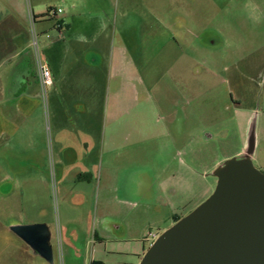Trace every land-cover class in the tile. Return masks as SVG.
Returning a JSON list of instances; mask_svg holds the SVG:
<instances>
[{
	"label": "crops",
	"instance_id": "1",
	"mask_svg": "<svg viewBox=\"0 0 264 264\" xmlns=\"http://www.w3.org/2000/svg\"><path fill=\"white\" fill-rule=\"evenodd\" d=\"M62 2L70 9L58 8L54 11L60 13L47 18L41 1L28 6L26 0H0V159L4 146L15 154L14 149L24 145L29 148V163L35 167L29 170L27 195L20 194L28 197V204L15 199L14 191L7 195L0 191V264H49L10 231L14 226L34 224L50 228V243L55 236L56 249L59 236L62 264H139L152 241L150 235L157 237L211 193L208 171L249 150L252 163L264 171V110L241 109L242 98L231 94L232 105H224L225 112H232L228 124L229 120L218 117L214 121L209 114L212 101L218 99L211 89L204 98L188 95L183 104L184 95L177 92L138 93L126 75L127 49L115 45L116 33L176 31L183 37L181 42L172 38L173 43L159 49L170 59V63L165 61L167 69L179 71L195 62L191 55L196 50V40L191 39H196L194 31H230V18L234 26L248 17L258 20L264 16V0ZM201 3L205 4L203 13L198 10ZM32 25L38 29L37 45L52 77L47 105L62 211L58 227L48 206L41 203L49 183L42 99L31 50ZM207 43L211 68L216 63L215 44ZM236 65L233 61L223 68ZM179 78L173 77V82ZM142 104L148 107L138 109ZM202 104L205 119L199 121ZM155 112L162 115L160 141L150 133ZM229 125L238 133L237 143L222 158L209 161L214 133L226 137ZM134 131L146 135L148 149H153L136 176ZM207 162L208 168L197 169L204 198L189 207L192 200L187 199L182 206L178 200L181 181L189 193L186 180L196 174L188 164ZM150 180L152 188L147 183ZM150 190L156 196L154 202L147 198ZM9 196H13L12 204L5 205ZM142 196L146 198H136ZM153 206L163 209L155 218ZM52 264H59L54 252Z\"/></svg>",
	"mask_w": 264,
	"mask_h": 264
},
{
	"label": "rangeland",
	"instance_id": "2",
	"mask_svg": "<svg viewBox=\"0 0 264 264\" xmlns=\"http://www.w3.org/2000/svg\"><path fill=\"white\" fill-rule=\"evenodd\" d=\"M26 1L28 6H33L34 0H30L31 3H29V0ZM36 1L42 2L43 12L56 10L58 8L62 11L70 9L68 5L63 4L62 0ZM204 9V3L198 5L200 13H203ZM78 11L80 12V4L78 5ZM52 20L54 21V19ZM52 20L48 22L53 23ZM233 23L235 24V21L230 18V31H194L196 39H194V37H191V39L196 40V50L192 52L191 55L195 58V62L191 68H184L179 71L175 69H167V62L165 63V61L170 63V59H168L167 53L164 51L161 52L159 49L161 45L163 46L171 42L173 43L172 38H175L178 43L181 42L183 37H181V35L176 31H117L115 45L117 47H125L127 49L129 62H126V75L127 77L132 78V85L133 88H135V91L140 94L149 93L152 96L154 94H161L164 92H177L178 94L184 95L183 101H181V104H183L186 97L188 99L189 96L193 97V95L197 94L202 95L204 98L203 95L211 89L214 95H218L216 96L218 99L212 101L211 108L213 110L209 114H211L214 121L216 118L222 117L229 120L228 124H230L232 123L230 119L232 117V112L230 110L225 112L224 105L225 103L227 105H232L233 101H231V94L235 97L240 96L242 98L241 109L253 107L258 111L264 110V16L258 20L248 17L247 19H244L243 22L241 21V24L239 23L240 25L237 26H234ZM30 29V36L32 31L36 32L38 30L36 25H32ZM211 41L215 44L213 48V58L216 63L215 66H210L211 68H209L208 61L210 57V47H208L207 42ZM81 51L82 49L80 48V52ZM223 56L226 57L224 61L221 60V57ZM233 61H237L238 65L234 67H227L226 69L223 68V66H226ZM177 76L180 77L179 81L173 82V77ZM47 97L45 100L41 98V109L46 150V170L48 173L47 180L49 185L45 193H43V197H41V203L44 206H48V211L50 212L56 227H58V221L62 211L58 193L59 185L56 175V162L51 143V122L47 105ZM235 106L236 105L233 107ZM144 107L147 108L148 106L142 104L138 109H144ZM204 110L205 105L203 106L202 104V106L198 108L197 113L199 121H204L205 119ZM151 120L153 122L150 123V133L158 135L159 137H157L160 138V141V126L163 122L162 115L159 112H155L152 115ZM203 124L204 122H202L200 126H203ZM138 125H140V123H138ZM228 129L229 133L226 137H223V134L220 135L219 132L214 133L211 148L208 152L209 161L222 158L223 155L232 148L234 143H237L238 133L236 129H234L232 125H229ZM254 134L255 132H253V135ZM133 136L132 141L134 145V152L136 153L135 157L137 159V164H134V175L136 176L138 173L137 169H142L148 161V158H150L149 153L153 149H148L149 146L146 142L148 137H146V135H142L140 132L138 133L134 131ZM136 147H138V149ZM14 150L15 154H13L14 151L11 147H3L0 159V191L5 195L14 191L15 194H17V196L14 197L15 199L18 198L21 203L25 202V204H28V197H23V195L20 194L25 192L27 195V189L29 186V170H31L30 168L33 167L34 169L35 167L29 163V148H25L23 145L21 148L18 146V148H15ZM9 151L12 152L10 153ZM226 160H223L222 162ZM43 165L45 166V161H43ZM253 165L256 169H258L255 164ZM188 166L191 170L196 172L195 176L191 175L189 179L186 180L191 186L189 192L190 194L187 192L185 181H181L182 190L178 198L182 206L185 204V200H192V203L186 207L192 206L194 202H198V200L202 199V197L204 198V195H202V186L199 183L198 178V175L201 173L197 172V169L201 167L208 168L209 163L207 162L201 165L188 164ZM211 172L212 171H208L206 173V179L213 186L212 191L197 206H199L212 194L216 186V179L212 176ZM261 172L264 173V171ZM147 183L149 184V188L154 186V182L151 180ZM149 192L151 193H148L147 198L150 201H153L156 196L152 193V190ZM136 198H146V196ZM12 199L13 196H9L5 199L4 204H12ZM196 207H194L191 211H193ZM88 208V203L83 206V209L86 210H84L85 215L88 212ZM152 208L153 210L151 212L156 213L154 218L161 215L163 212V209L159 207L157 208L156 206H153ZM151 215H148V217H151ZM90 218L91 214L89 217L87 216L85 221L88 222ZM142 218L144 217L142 216ZM141 220L143 223L145 222V219ZM151 230L155 232V229ZM152 243L153 241H150L149 246ZM52 248L54 256H57L55 236L52 237Z\"/></svg>",
	"mask_w": 264,
	"mask_h": 264
},
{
	"label": "water",
	"instance_id": "3",
	"mask_svg": "<svg viewBox=\"0 0 264 264\" xmlns=\"http://www.w3.org/2000/svg\"><path fill=\"white\" fill-rule=\"evenodd\" d=\"M250 153L216 167L212 194L159 235L139 264H264V173ZM10 231L53 263L49 227L20 225Z\"/></svg>",
	"mask_w": 264,
	"mask_h": 264
},
{
	"label": "built area",
	"instance_id": "4",
	"mask_svg": "<svg viewBox=\"0 0 264 264\" xmlns=\"http://www.w3.org/2000/svg\"><path fill=\"white\" fill-rule=\"evenodd\" d=\"M60 12L61 10H57V11L52 10L51 12H48V15L53 18L56 13H60ZM56 27L59 28L60 27L59 24H56ZM31 47L33 51L34 66H35V71H36L37 83L40 89V95H41V98L45 100L52 86V77H51L50 70L41 55V52L39 51L37 41H36L35 31H32L31 33ZM150 237L152 241L156 239V236L154 235H150ZM56 241H57L56 242L57 243V249H56L57 258H58L59 264H62V254H61L59 236H57Z\"/></svg>",
	"mask_w": 264,
	"mask_h": 264
},
{
	"label": "trees",
	"instance_id": "5",
	"mask_svg": "<svg viewBox=\"0 0 264 264\" xmlns=\"http://www.w3.org/2000/svg\"><path fill=\"white\" fill-rule=\"evenodd\" d=\"M48 12H51V11H48ZM45 17L49 18L50 16L47 14Z\"/></svg>",
	"mask_w": 264,
	"mask_h": 264
}]
</instances>
